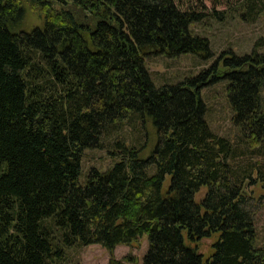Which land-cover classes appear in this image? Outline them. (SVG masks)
<instances>
[{
  "label": "trees",
  "instance_id": "obj_1",
  "mask_svg": "<svg viewBox=\"0 0 264 264\" xmlns=\"http://www.w3.org/2000/svg\"><path fill=\"white\" fill-rule=\"evenodd\" d=\"M242 1L250 13L260 0ZM23 2L43 14L28 32ZM201 18L173 0H0V264H60L66 248L142 235L141 264H264L243 189L264 190V48L174 85L153 86L143 65L150 51L209 58L190 30ZM218 80L234 142L203 121L199 90ZM131 118L154 129L148 156L114 141L115 161L80 184L82 153ZM214 235L205 259L185 244Z\"/></svg>",
  "mask_w": 264,
  "mask_h": 264
},
{
  "label": "rangeland",
  "instance_id": "obj_2",
  "mask_svg": "<svg viewBox=\"0 0 264 264\" xmlns=\"http://www.w3.org/2000/svg\"><path fill=\"white\" fill-rule=\"evenodd\" d=\"M181 11H192L202 15L198 23L190 30L193 34L205 38L208 43L210 57H201L185 53L176 57L154 54L152 51L143 58V65L153 86L174 85L185 78L196 76L208 69L214 62L221 69L223 52H231L236 56L249 54L253 48L261 53L264 48V0L255 3L250 13L242 0H173ZM24 17L19 29L28 32L40 27L43 14L23 2ZM220 13L221 20L212 17V13ZM257 44V45H256ZM225 80H218L199 90V99L204 106L203 121L208 129L219 137L234 142L239 134L238 128L231 123V112L226 96ZM113 128V130H112ZM110 130V131H109ZM107 137L101 140V148L86 150L81 155V172L78 177L84 183L87 170H106L116 159L114 141L139 149V157L146 158L155 142L154 129L150 121L141 123L136 118L115 124L108 129ZM264 161V159L262 160ZM3 165L0 166V170ZM255 173L252 174L254 178ZM168 178V177H167ZM167 178L163 182L166 186ZM247 207L253 212L252 221L255 239L253 247H264V190L259 184L245 186ZM201 191L198 196H201ZM216 236L200 240L198 243L185 244L193 247L203 259L212 252L211 245ZM146 250L144 235L126 245H117L107 251L98 245L72 246L64 249V259L60 264H141Z\"/></svg>",
  "mask_w": 264,
  "mask_h": 264
}]
</instances>
